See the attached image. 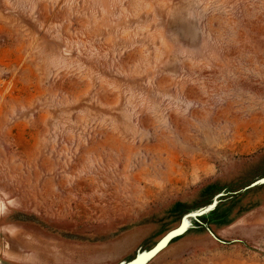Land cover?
<instances>
[{"label": "rangeland", "instance_id": "obj_1", "mask_svg": "<svg viewBox=\"0 0 264 264\" xmlns=\"http://www.w3.org/2000/svg\"><path fill=\"white\" fill-rule=\"evenodd\" d=\"M264 264V0H0V264Z\"/></svg>", "mask_w": 264, "mask_h": 264}, {"label": "water", "instance_id": "obj_2", "mask_svg": "<svg viewBox=\"0 0 264 264\" xmlns=\"http://www.w3.org/2000/svg\"><path fill=\"white\" fill-rule=\"evenodd\" d=\"M174 235L171 234L168 237H166L159 245H157L152 251H149L145 254H140L135 258V260H131L126 264H145L147 261H149L159 250H161L167 242L173 237Z\"/></svg>", "mask_w": 264, "mask_h": 264}]
</instances>
